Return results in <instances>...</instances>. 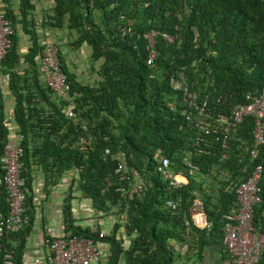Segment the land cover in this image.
<instances>
[{"label": "trees", "instance_id": "1", "mask_svg": "<svg viewBox=\"0 0 264 264\" xmlns=\"http://www.w3.org/2000/svg\"><path fill=\"white\" fill-rule=\"evenodd\" d=\"M3 1L12 33L0 74L7 75L5 94L12 98L9 122L21 136L20 175L31 191L35 171L44 186L74 171L61 202L64 231L95 240L102 227L98 221L93 226L75 224L73 199L87 201L102 225L107 217L99 239L106 255L97 264H177L171 241L186 242L190 232H200L202 241L204 232L221 231V216L236 204L234 189L255 163L262 167L264 196V143L256 157L249 156L252 118L244 117L223 147L211 123L204 133L185 120L189 109L169 85L182 68L189 91L197 99L206 97L212 115L227 114L246 95H258L264 86V0H49L39 18L33 13L34 0H14L16 8ZM127 21L130 34L121 35L119 26ZM43 28L65 30L71 50L89 47L94 82L79 81L55 44L67 83L65 97H55L41 83L38 63L47 39L38 30ZM149 31L155 33L150 65L144 61L143 39ZM21 34L26 40L23 53ZM161 34L171 35L172 41ZM3 98L0 155L7 138ZM67 106L74 119L65 116ZM198 134L201 141L195 139ZM155 154L167 158L168 169L184 175L185 181L172 187L163 180L155 171ZM184 156L196 167L191 174L182 163ZM118 164L123 180L114 172ZM195 196L209 228L190 221L187 211ZM4 197L0 182L2 212ZM166 201L175 203L174 208ZM24 207L26 224L16 232L5 231L0 239L1 250L12 252V264H22L34 226L33 195H26ZM253 224L264 233V203L253 208Z\"/></svg>", "mask_w": 264, "mask_h": 264}, {"label": "built area", "instance_id": "2", "mask_svg": "<svg viewBox=\"0 0 264 264\" xmlns=\"http://www.w3.org/2000/svg\"><path fill=\"white\" fill-rule=\"evenodd\" d=\"M119 19H123V16L120 15ZM130 25L131 22L127 21L126 25L119 26L121 35L130 34ZM11 33L10 22L4 17L3 10L0 8V61L9 48ZM154 35L153 31L143 34V39L145 40L144 48L146 50L144 61L148 65L152 63L155 56ZM161 37L167 41H172L173 39L168 34H161ZM196 37L197 33L194 30L193 40ZM20 62L22 63L21 60ZM182 70L180 68L174 76L169 78V85L174 91L181 94L182 102L189 109V113L185 114V120L191 122L195 127L203 129L204 133L208 131L205 127L211 123L217 129V137H220L221 145L224 147L225 139L230 132L234 131L237 124L244 117H251L253 143L249 150V156L251 158L256 157L258 155V147L264 143V86L258 95H246V100L243 103L233 105L227 114L216 113L212 115L208 110L206 97L203 96L197 99V95L189 91L184 81ZM38 71L41 83L55 97H65L67 83L58 66L57 47L54 42L46 41L44 43L38 63ZM149 77H152V75H149ZM7 79L6 74H0V99L5 96ZM64 111L67 118H75L71 107L67 106ZM9 121L10 119L7 115L2 119V123L7 130V138L0 155V168L2 169L0 182L3 184L5 191L6 211L2 212L0 210V239L5 231L16 232L26 224L27 214L24 207L26 195H33V201L37 197L33 189L31 191L26 189L25 181L20 175L22 148L19 145V140L21 136L13 132V126ZM82 129H84V126H82ZM195 139L196 141H201V135L198 134ZM81 140L83 142V139ZM103 154H108L107 148L103 150ZM154 157L157 161L155 171L169 185L176 187L185 181L184 175L173 173L168 169L169 160L167 158L156 154ZM182 163L187 174H191L196 169L188 156L182 157ZM121 169L122 165L118 164L114 170L118 174V180L125 179ZM261 171V164L255 163L246 178L239 182L234 189L235 206L221 216L220 246L222 253L226 257V264H261L264 260V233L253 224V208L260 203H264V196L261 195L262 189L259 183ZM118 189L121 190V188ZM166 205L173 209L175 203L166 201ZM187 212L191 219L197 215L203 217V225L197 226L194 224L198 228L210 226V222L205 220L200 200L196 196L192 199ZM61 223L58 229L47 228L38 240L33 242L34 250H30V256L27 261L29 264H97L105 258L106 246L99 242V239L105 234V230H102L103 228L98 231L97 239L94 240L91 237L65 232L64 224L62 221ZM185 225H187V222H185ZM25 248H29V246L26 244ZM0 264H12L11 250L3 252L1 244Z\"/></svg>", "mask_w": 264, "mask_h": 264}, {"label": "crops", "instance_id": "3", "mask_svg": "<svg viewBox=\"0 0 264 264\" xmlns=\"http://www.w3.org/2000/svg\"><path fill=\"white\" fill-rule=\"evenodd\" d=\"M35 1V9L33 11L36 18H39L42 12L50 6L49 0H34ZM8 3L11 4L12 8H16V2L14 0H8ZM5 7V1L0 0V8L2 10ZM40 34V38L45 41H52L54 42L62 56L65 58L66 54L70 52H82V45L77 50H71L68 47V43L66 41L68 37V33L65 30H58V29H48L43 28V30H38ZM66 37V38H65ZM68 40V39H67ZM26 41V40H25ZM19 44V52H24L26 48L25 45L21 48ZM22 50V51H21ZM86 54V53H85ZM87 55V54H86ZM9 96V97H8ZM12 100L9 94H5L3 98L5 112L7 113V117L10 119L11 110H12V103L9 107V102L7 100ZM13 132L16 134L14 126ZM72 172V173H71ZM74 171L69 170L65 172L67 175H63V179L55 183L53 185H43V180L40 172L34 173L33 179V190L37 197H35V210H34V226L31 230V233L27 239L26 244L29 248H25L23 254L25 259L22 260V264H29L27 261L30 256V250L33 249V242L37 241L38 238L42 233L45 232L47 228H54L58 229L61 226V202L63 197L67 193V187L69 185V179L73 175ZM82 204V205H81ZM71 211L72 216L75 219V224L80 226H90V220H92V216L89 214H85L82 211H88L89 205L88 202L83 200L82 203L77 202L76 199L71 201ZM88 209V210H87ZM193 219H196V222H193ZM193 224L197 226L203 225V217L200 215L194 216L192 219L190 218ZM99 225H102L100 220H98ZM106 224V222H105ZM91 226H93L91 224ZM210 227V226H209ZM206 227V228H209ZM103 228V227H101ZM35 235V239L30 238L31 236ZM199 236H201L200 232H190L189 240L186 242L178 243L171 241V247L175 253L178 255L176 256L175 262L177 264H226V257L221 251L220 240H221V231L218 232H204L202 235L203 240H199ZM31 248V249H30Z\"/></svg>", "mask_w": 264, "mask_h": 264}, {"label": "rangeland", "instance_id": "4", "mask_svg": "<svg viewBox=\"0 0 264 264\" xmlns=\"http://www.w3.org/2000/svg\"><path fill=\"white\" fill-rule=\"evenodd\" d=\"M20 37H21V40H20L19 44H20V46L23 47L25 45V42H26L25 41V37L22 34H21ZM67 39L69 40L70 38H67ZM67 39H66V41H68ZM89 52H90L89 47L87 45H84L83 48H82V52H80V51L73 52L72 51V52H70V53H68V54L65 55L66 57L64 58V61L69 66V69L71 71H73L77 75L76 78L79 81H81V82H91L92 83L96 79V75L93 73V71L90 70V67H89V61L87 59V55L89 54ZM21 53H23V52H21ZM100 62L101 61L98 60V61H96L93 64L95 69L98 67V65L100 64ZM7 101L9 102L8 105L10 107V105L12 103V100H9L8 99ZM11 125L13 126V124H11ZM62 179H63V176L61 177V180ZM34 180H36V178ZM76 200H77V202L82 203V200H78V199H76ZM88 209H87L88 211H82V212L85 213V214H88V215L90 214L92 216L91 217L92 220H90V223L92 225H96L97 224V221H98V219L95 218L96 217V214L92 211V209L90 207ZM102 220H103V225H101V226L103 228H107L108 224L106 225L105 222H109L108 218L107 217H103ZM193 222H196V219H193ZM30 238L35 239V235L34 236H31Z\"/></svg>", "mask_w": 264, "mask_h": 264}]
</instances>
